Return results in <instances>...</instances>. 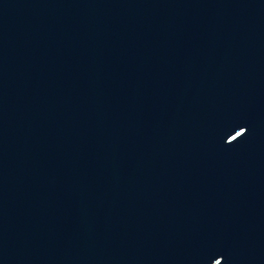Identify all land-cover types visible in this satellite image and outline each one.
<instances>
[{
	"label": "water",
	"instance_id": "obj_1",
	"mask_svg": "<svg viewBox=\"0 0 264 264\" xmlns=\"http://www.w3.org/2000/svg\"><path fill=\"white\" fill-rule=\"evenodd\" d=\"M0 264H264V0H0Z\"/></svg>",
	"mask_w": 264,
	"mask_h": 264
},
{
	"label": "snow or ice",
	"instance_id": "obj_2",
	"mask_svg": "<svg viewBox=\"0 0 264 264\" xmlns=\"http://www.w3.org/2000/svg\"><path fill=\"white\" fill-rule=\"evenodd\" d=\"M237 135H239V133H237Z\"/></svg>",
	"mask_w": 264,
	"mask_h": 264
}]
</instances>
